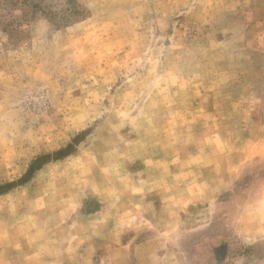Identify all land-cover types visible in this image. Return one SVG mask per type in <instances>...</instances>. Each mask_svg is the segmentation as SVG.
I'll return each mask as SVG.
<instances>
[{"label": "rangeland", "instance_id": "374dc122", "mask_svg": "<svg viewBox=\"0 0 264 264\" xmlns=\"http://www.w3.org/2000/svg\"><path fill=\"white\" fill-rule=\"evenodd\" d=\"M264 0H0V264H264Z\"/></svg>", "mask_w": 264, "mask_h": 264}, {"label": "snow or ice", "instance_id": "6c2138e0", "mask_svg": "<svg viewBox=\"0 0 264 264\" xmlns=\"http://www.w3.org/2000/svg\"><path fill=\"white\" fill-rule=\"evenodd\" d=\"M261 176L264 177V164L261 166ZM261 196L264 197V186L260 189Z\"/></svg>", "mask_w": 264, "mask_h": 264}]
</instances>
